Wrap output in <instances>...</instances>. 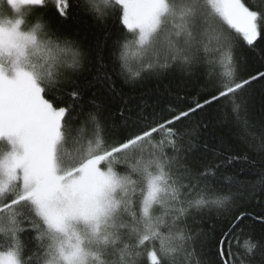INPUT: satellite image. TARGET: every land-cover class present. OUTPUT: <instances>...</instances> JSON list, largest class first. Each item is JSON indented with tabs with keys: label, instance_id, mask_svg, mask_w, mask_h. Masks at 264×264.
Here are the masks:
<instances>
[{
	"label": "snow or ice",
	"instance_id": "obj_1",
	"mask_svg": "<svg viewBox=\"0 0 264 264\" xmlns=\"http://www.w3.org/2000/svg\"><path fill=\"white\" fill-rule=\"evenodd\" d=\"M69 9L103 28L110 67L82 83L84 53L53 21ZM264 0H0V264H204L190 221L213 211V264H264V176L251 186L241 159L264 168V130L248 131L245 93L264 64ZM171 77L192 91L167 107L113 120L87 100L93 84ZM218 105L245 155L193 151L194 115ZM259 200L262 211L241 210Z\"/></svg>",
	"mask_w": 264,
	"mask_h": 264
},
{
	"label": "trees",
	"instance_id": "obj_2",
	"mask_svg": "<svg viewBox=\"0 0 264 264\" xmlns=\"http://www.w3.org/2000/svg\"><path fill=\"white\" fill-rule=\"evenodd\" d=\"M75 2V0H73ZM81 3L84 0H80ZM257 2V0H253ZM57 30L67 36L69 39L76 41L84 53V67L80 81L86 83L94 81L98 74V64L103 62L111 66L108 58L109 51L106 41L110 38L115 39L120 35L119 32L112 31L113 28L119 27L109 20L101 28L96 21L89 15L69 9V18L67 21H53ZM246 61H242V72L255 73V70L261 68L264 64V44H260L253 53H245ZM264 70V68H261ZM191 86L185 87L179 81L171 78H143L137 80L116 81V92L118 95L111 102L108 101V94L100 88V85L93 84L87 90L85 97L87 100L95 99L97 104L103 103L106 108V115H110L113 120L118 119L120 110L124 105L128 106L133 116L138 110L145 113H151L153 110L159 111L167 107V101L174 100L177 93L183 96L186 92H191ZM247 100L246 112L243 113L248 122L250 133L257 136L264 130V82H253L251 87L247 88L244 94ZM218 105L209 106L208 110L202 115H194L191 127L194 130L193 151L199 155L207 152L211 156L213 151L219 152L221 149L245 155L244 144L241 143L240 137L235 134L236 129L230 122L223 119V113L218 110ZM256 163L252 164L241 159L234 165L229 175L240 173L241 183L251 186L259 184L261 177L264 176V168L260 166L259 156L252 157ZM246 204L241 210L249 213H259L262 211L259 206V200ZM193 235L199 233L200 239L196 245L197 252L204 261V264H213L216 260L215 246L212 241V229H220L224 226L223 218L216 212L206 213L198 216L190 222ZM254 234L256 237L264 234V229L257 223Z\"/></svg>",
	"mask_w": 264,
	"mask_h": 264
}]
</instances>
